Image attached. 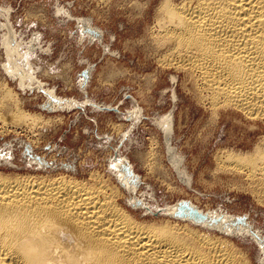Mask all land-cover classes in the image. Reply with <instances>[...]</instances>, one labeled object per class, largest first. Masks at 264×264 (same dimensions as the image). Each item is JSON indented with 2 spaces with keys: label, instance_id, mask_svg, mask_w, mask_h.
<instances>
[{
  "label": "rangeland",
  "instance_id": "rangeland-1",
  "mask_svg": "<svg viewBox=\"0 0 264 264\" xmlns=\"http://www.w3.org/2000/svg\"><path fill=\"white\" fill-rule=\"evenodd\" d=\"M161 1L0 0V86L5 83L19 108L34 116L31 124L21 125L7 112L11 118L4 120L0 111V172L83 181L93 174L118 186L116 203L140 221H174L162 211L186 200L236 225L243 219L251 224L249 232L236 229L231 239L250 264H264V205L243 177L219 164L229 152L251 153L264 138V125L230 108L215 112L199 103L184 73L158 64ZM10 29L28 60L16 62L29 76L23 87L22 70H6L13 56L4 44ZM55 99L70 102L60 108ZM169 117L170 135L162 123ZM119 159L132 169L121 164L126 175L138 177L134 193L118 182ZM131 196L145 208L131 206Z\"/></svg>",
  "mask_w": 264,
  "mask_h": 264
},
{
  "label": "bare ground",
  "instance_id": "bare-ground-1",
  "mask_svg": "<svg viewBox=\"0 0 264 264\" xmlns=\"http://www.w3.org/2000/svg\"><path fill=\"white\" fill-rule=\"evenodd\" d=\"M156 17V41L163 51L158 64L184 73L199 103L215 112L230 108L264 125V0H163ZM11 29L4 48L13 56H8L5 68L14 73L19 61L26 65L27 58L23 59L13 41ZM22 72L21 87L28 76ZM0 87L3 119L13 116L12 123L31 124L34 116L19 108L5 83ZM46 93L53 98L51 91ZM69 102L55 99L60 108ZM71 103L81 107L76 101ZM171 121L169 117L162 122L169 135ZM250 152H229L219 164L243 177L248 189L252 187V196L264 205V138ZM117 161L114 167L122 174L117 176L120 186L134 193L138 177L133 172L126 175L121 164L132 171L130 165L123 159ZM89 176V181H83L66 175L0 172V264H250L230 235L236 229L248 233L251 224L236 225L232 218L205 213L187 200L204 220L176 216V204L162 211L166 217H175L174 221H140L116 203L115 194L121 192L118 186ZM127 200L131 206L145 208L142 200L140 206L133 196ZM223 218L231 221L222 222Z\"/></svg>",
  "mask_w": 264,
  "mask_h": 264
},
{
  "label": "water",
  "instance_id": "water-1",
  "mask_svg": "<svg viewBox=\"0 0 264 264\" xmlns=\"http://www.w3.org/2000/svg\"><path fill=\"white\" fill-rule=\"evenodd\" d=\"M86 77V73L83 74ZM186 212V213H185ZM176 216H185L187 215L190 218L204 220V217L201 216L195 209L191 208L186 201H182L178 204L177 211L175 212ZM243 219H238V223H242Z\"/></svg>",
  "mask_w": 264,
  "mask_h": 264
}]
</instances>
